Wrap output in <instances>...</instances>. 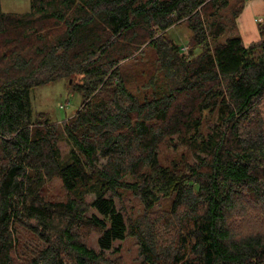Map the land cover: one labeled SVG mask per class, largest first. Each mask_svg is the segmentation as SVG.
I'll return each mask as SVG.
<instances>
[{
  "label": "trees",
  "instance_id": "16d2710c",
  "mask_svg": "<svg viewBox=\"0 0 264 264\" xmlns=\"http://www.w3.org/2000/svg\"><path fill=\"white\" fill-rule=\"evenodd\" d=\"M246 1L0 0V264H115L130 236L141 264H264V18L246 46ZM60 79L82 97L61 125L31 103Z\"/></svg>",
  "mask_w": 264,
  "mask_h": 264
},
{
  "label": "rangeland",
  "instance_id": "374dc122",
  "mask_svg": "<svg viewBox=\"0 0 264 264\" xmlns=\"http://www.w3.org/2000/svg\"><path fill=\"white\" fill-rule=\"evenodd\" d=\"M250 1V0H247ZM3 9L7 12L23 13L30 9V0H1ZM169 34L176 40L183 48L187 45L189 50L188 41L191 36V31L186 23L177 25L170 29ZM187 53V49H182ZM82 97L78 92L72 90L68 79H60L52 84L36 88L31 93V103L34 114L44 111L49 114L52 121L58 122L72 116L75 111L80 107ZM63 157H69L70 145L67 141L60 142ZM184 150L180 147L179 151ZM178 150L173 149L172 146L163 145L161 158L164 163L177 156ZM48 194L52 197L62 198L65 195L60 180L54 179L48 187ZM92 195L89 196L91 199ZM118 205L120 203L118 202ZM169 207L168 201H163L159 210H164ZM156 208V209H157ZM125 209L134 218L140 217L145 214L140 199L136 196H129L125 199ZM169 209V208H168ZM99 233L93 232L88 243L91 246L98 247ZM111 260L115 264H141L142 258L140 255V244L136 237L130 236L125 240L116 241L114 250L109 253Z\"/></svg>",
  "mask_w": 264,
  "mask_h": 264
},
{
  "label": "crops",
  "instance_id": "0c3cea01",
  "mask_svg": "<svg viewBox=\"0 0 264 264\" xmlns=\"http://www.w3.org/2000/svg\"><path fill=\"white\" fill-rule=\"evenodd\" d=\"M264 18V0L246 1L238 27L246 46L259 39L258 21Z\"/></svg>",
  "mask_w": 264,
  "mask_h": 264
},
{
  "label": "built area",
  "instance_id": "2783aa9c",
  "mask_svg": "<svg viewBox=\"0 0 264 264\" xmlns=\"http://www.w3.org/2000/svg\"><path fill=\"white\" fill-rule=\"evenodd\" d=\"M185 49H187V51H188V46L186 45L185 47H184ZM183 47H181V49H184ZM183 51V50H182ZM184 52V51H183Z\"/></svg>",
  "mask_w": 264,
  "mask_h": 264
},
{
  "label": "water",
  "instance_id": "95a60500",
  "mask_svg": "<svg viewBox=\"0 0 264 264\" xmlns=\"http://www.w3.org/2000/svg\"><path fill=\"white\" fill-rule=\"evenodd\" d=\"M72 80H70V82H71Z\"/></svg>",
  "mask_w": 264,
  "mask_h": 264
}]
</instances>
